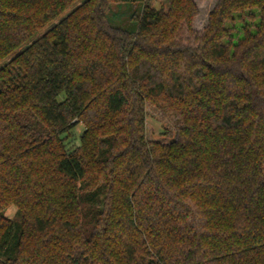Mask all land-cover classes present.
Returning a JSON list of instances; mask_svg holds the SVG:
<instances>
[{"label": "trees", "instance_id": "trees-1", "mask_svg": "<svg viewBox=\"0 0 264 264\" xmlns=\"http://www.w3.org/2000/svg\"><path fill=\"white\" fill-rule=\"evenodd\" d=\"M198 13L0 0V264H264V0Z\"/></svg>", "mask_w": 264, "mask_h": 264}, {"label": "rangeland", "instance_id": "rangeland-1", "mask_svg": "<svg viewBox=\"0 0 264 264\" xmlns=\"http://www.w3.org/2000/svg\"><path fill=\"white\" fill-rule=\"evenodd\" d=\"M198 7L199 13L195 17L194 27L196 29H202L208 22L210 11L215 6L217 0H195ZM145 2L154 7L168 8L169 0H145ZM140 3L134 2L133 4L114 2L111 4L113 11L111 13L112 20L115 24L133 27L134 22L130 18L132 10H136ZM50 27L47 25L41 30L34 38L41 35L46 29ZM147 117H146V134L149 139H162L164 137L163 132L166 130H172V126L167 119H165L154 105L149 104L147 106ZM85 129V123L79 122L72 129H70L65 135V142L67 149L71 150L81 143V135ZM4 214L10 217H16L18 212V205L11 202L3 210Z\"/></svg>", "mask_w": 264, "mask_h": 264}]
</instances>
